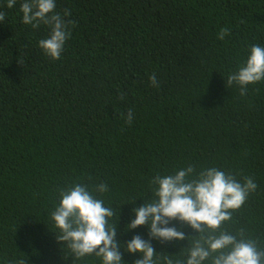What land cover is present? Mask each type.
I'll return each mask as SVG.
<instances>
[{
    "label": "trees",
    "instance_id": "trees-1",
    "mask_svg": "<svg viewBox=\"0 0 264 264\" xmlns=\"http://www.w3.org/2000/svg\"><path fill=\"white\" fill-rule=\"evenodd\" d=\"M19 9L0 0V264H101L72 261L57 241L59 189L107 184L97 196L114 209L117 240L148 239L146 226L124 232L131 209L153 198L152 177L188 165L254 180L222 227L264 247V81L244 96L227 84L249 45H264V0H56L71 22L57 60L38 47L48 28L25 25ZM151 243L173 260L186 253V240Z\"/></svg>",
    "mask_w": 264,
    "mask_h": 264
},
{
    "label": "clouds",
    "instance_id": "clouds-1",
    "mask_svg": "<svg viewBox=\"0 0 264 264\" xmlns=\"http://www.w3.org/2000/svg\"><path fill=\"white\" fill-rule=\"evenodd\" d=\"M19 3L22 22L33 29L45 25L48 34L38 41L42 52L57 60L61 57L66 41L70 38L71 23L56 12V0H6L12 9ZM5 13L0 11V21ZM229 34L221 28L216 38L223 41ZM157 86L155 75L149 77ZM264 81V45L252 44L242 63L227 76L228 85H236L240 95L247 93L249 85ZM133 113L128 111L125 122L130 124ZM153 198L131 209L124 232L141 226L148 229V239L137 234L129 241L117 240V224L111 223L115 216L113 207L106 206L97 194L109 191L101 182L95 186L73 183L58 191V203L50 213V220L58 230L56 239L62 242L72 261H82L95 256L101 264H126L121 250L137 254L134 264H264V247L257 240L246 236L245 229L225 230L222 225L232 219L248 196L255 192L257 184L251 177L238 180L230 172L215 166L197 171L192 165L179 168L171 174H157L150 181ZM187 225L196 235L186 236L172 222ZM189 237L191 241L189 243ZM187 241L183 259L173 260L172 255L159 254L151 241ZM16 264H24L18 260Z\"/></svg>",
    "mask_w": 264,
    "mask_h": 264
}]
</instances>
